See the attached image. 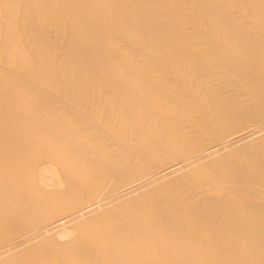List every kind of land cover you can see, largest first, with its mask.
Here are the masks:
<instances>
[{
  "label": "bare ground",
  "instance_id": "1",
  "mask_svg": "<svg viewBox=\"0 0 264 264\" xmlns=\"http://www.w3.org/2000/svg\"><path fill=\"white\" fill-rule=\"evenodd\" d=\"M4 1L10 8L0 9V54L8 53L17 71L0 73V264H264V141L251 144L255 131L243 130L245 122L264 120V43L235 21L222 0H93V7H87L89 0ZM182 3L186 9L177 10ZM242 3L264 33V0ZM178 12L195 29L202 16L211 30L232 35L222 66L257 99L254 116L229 112L224 101L212 99L216 127L207 131L204 123L202 129L210 135V151H223L215 159L171 133L178 124L160 106L178 104L165 95L162 80L129 70L139 86L120 90L126 82L118 64L132 62L112 46L123 35H136L137 26L157 46L158 33L171 28ZM17 14L29 20L23 33L35 47L34 58L20 43ZM41 19H52L56 33ZM50 36L65 40L58 56L47 46ZM205 37L207 44L217 43ZM174 50L178 57L184 53L179 46ZM203 53L193 62L199 81L209 69L201 62L216 59ZM33 89L40 94L35 102L27 99ZM47 90L61 91L59 99H72L73 107L57 117L58 100ZM136 91L148 114L139 133L142 148L133 152L150 172L124 165L132 159L130 150L114 160L112 153L92 149L81 140L84 126L71 129L66 120L68 113L87 114L99 98L133 118ZM116 123L105 124L112 134L126 127ZM193 191L204 195L200 202H192Z\"/></svg>",
  "mask_w": 264,
  "mask_h": 264
},
{
  "label": "rangeland",
  "instance_id": "2",
  "mask_svg": "<svg viewBox=\"0 0 264 264\" xmlns=\"http://www.w3.org/2000/svg\"><path fill=\"white\" fill-rule=\"evenodd\" d=\"M242 2L243 0H236V2L234 0H222L221 4L231 12L235 21L240 23L250 35L264 43V33H259L255 18L252 16L253 14L251 15V13L246 11V5ZM20 4L19 1L17 5H14V9L16 10ZM186 5V3L178 5L177 10L178 8L179 10L186 9ZM4 6L10 8L4 0H0V9L3 10ZM93 6V0H89V2H87V7ZM18 14L14 16L13 20L16 22L17 26L23 28L20 30V43L23 42V47L24 43L27 44V47H24L23 49L30 57L36 56L34 45L29 42V34L23 33L25 30H28L29 20ZM104 17L113 18V15L109 12H105ZM175 17L176 18L172 19L173 25L170 24V26L172 25L171 28L158 33L162 42L159 43V39L156 38L157 46H154L153 44L149 45V43H147L146 32L139 26H137L136 35H133L132 33L130 36L123 35L115 42L111 48L112 51L122 53L128 61L132 62V64L129 63L128 65H124L121 64L120 61L118 64V67H121L119 74L120 76H124L126 82L124 87H120V90L122 92H126L127 90H133L135 92L139 86L137 82L136 84L138 86L135 84V78L127 74L129 70H140L144 78L147 80H162L165 95L174 101V104H178L176 108H174L171 103L167 102H163L166 104L165 106H160L161 114H163V112L167 113L168 109L172 120L178 124L171 133L177 138H186L185 141H187L190 144V147H192V149L194 148L198 154H204L205 157H213L215 159L219 157L223 151H210V148L207 145L210 143V135L209 133L204 134L205 131L202 129V124L204 123L206 126L205 130L207 131H211L216 127V117L211 103L213 101L212 99H216L217 96L218 100L224 101L225 104H227L226 108L229 112L236 110L234 114H237L238 111L243 113L251 111L252 116L257 114V109H254L255 101L257 99L252 96L249 88L243 84V81L234 72L229 71L227 67L222 66V64H226L225 62L229 57V49L232 44V40H230L232 35L230 33L223 29L211 30L208 24L209 22H207L202 16H200L197 23L198 30L194 28L193 24H191L192 20L187 14L178 12V15ZM4 20L5 17L2 12H0V23L4 22ZM41 21V26L47 28L50 32H54V34L56 33V23L53 22L52 19H50V21L41 19ZM176 22H178L180 28L174 24ZM125 26L126 25H124V27L121 26L123 27L122 29H126ZM62 31L63 33L68 32L67 29L65 31L62 29ZM204 35L215 37L217 43L207 44ZM61 39L56 36H50L48 39L47 46L50 47V52L56 56L60 55L63 51L65 40L63 38ZM135 40L138 41L136 44L134 43ZM254 44L256 45L257 42ZM177 45L182 51H184L180 57L177 56L178 52H175L174 50L175 47H178ZM203 52L215 53L216 59L207 61L203 60L201 62L203 67L209 69L206 72V78L199 81L193 62L194 60H198ZM7 54L8 53L5 52L0 54V73L5 69L17 71L16 64L7 57L9 55ZM33 58H31L32 61H34ZM124 66L127 68L126 71H124ZM93 68L96 70L98 67L93 66ZM210 69L212 70L210 71ZM202 81H205L203 83L206 84H203ZM1 83H4V80H2ZM105 86L106 82L103 81L101 88L99 89L100 93L104 94ZM45 87H47L46 84ZM207 88L209 89L208 92L206 90ZM17 90L20 92L19 89ZM47 92L49 94H54V97H52L56 101L58 100L53 106L57 117L62 116V114L66 113L73 107L72 99H59V92L61 91L55 90L54 92H49L47 90ZM28 94H30L27 95L28 98L26 97L28 100L35 102L40 99V94L34 89ZM135 97L137 100V108L133 118L132 116L130 118L125 117L121 112H114V108L110 103L103 98H99L98 104H92L90 108L86 109L87 114L68 113V117H66L67 123L70 125V128H73L74 126L81 127L83 125L85 131L84 133L81 132V140L90 145L92 149L95 150L102 148L103 151L106 150L109 154L112 153L115 157L113 158L114 160L119 159L121 153L126 151L125 149L130 150L128 153L129 155L133 150L142 148V144L140 145L139 133H141L146 126L144 122L148 114V107L146 102L142 100L139 91H136ZM41 101L44 104V100L42 99ZM35 106L38 107V103L35 104ZM110 109L112 110L110 111ZM157 119L158 115L155 117V120ZM256 119L254 122H245L243 124V130H248V132L255 131L252 136H249L251 144L255 143L254 141H264V120L257 119L256 121ZM109 121L117 122L116 126H118V123L122 122L126 127L123 132L119 134L113 133V135L111 133L113 131L110 132L105 126ZM252 127L256 128V130H252ZM161 138L165 140L164 137ZM226 139H228V137ZM166 141L167 143H169V141L172 142V137L170 139L166 138ZM237 146L239 145L233 144L231 147L236 148ZM166 153V160L168 163H173L172 156L168 152ZM129 157L132 159L127 161V164L123 163L125 166L128 165L131 167L132 165L134 169H143L144 172L151 171L150 168H147L144 165L143 161L137 160L136 157L138 156H136L134 152L132 153V156ZM189 192H191V189L182 194V198H187ZM203 196V194H198L197 192L194 193L192 202H200Z\"/></svg>",
  "mask_w": 264,
  "mask_h": 264
}]
</instances>
